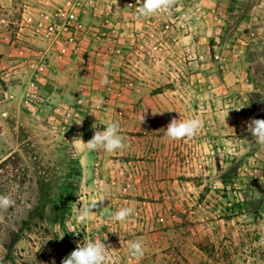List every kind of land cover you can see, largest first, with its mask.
<instances>
[{"label": "rangeland", "instance_id": "374dc122", "mask_svg": "<svg viewBox=\"0 0 264 264\" xmlns=\"http://www.w3.org/2000/svg\"><path fill=\"white\" fill-rule=\"evenodd\" d=\"M61 1L0 0V195L14 200L0 210V264H61L104 234V264H264V147L246 131L264 120V0H173L152 16L171 24L157 36L165 49L116 53L100 38L103 55L84 57L88 80L57 99L60 59L46 53L37 72L47 42L36 23ZM190 118L201 122L193 137L166 138L172 119ZM112 122L126 147L86 150ZM131 240L142 257L128 254Z\"/></svg>", "mask_w": 264, "mask_h": 264}, {"label": "built area", "instance_id": "2783aa9c", "mask_svg": "<svg viewBox=\"0 0 264 264\" xmlns=\"http://www.w3.org/2000/svg\"><path fill=\"white\" fill-rule=\"evenodd\" d=\"M120 2L126 9V14L121 20L114 16L112 0H62L60 4L42 11L36 23V31L47 42V48L40 57L44 58L43 62H39L35 67L37 72L43 71L47 65L46 53L59 59L72 58L83 49L93 33L99 38L109 37L116 42L113 47L116 53L124 48L139 53L165 49V42L157 36H168L171 24L163 19L161 26L157 28L152 16L138 15L136 8L139 0ZM89 16L101 19L100 25L93 27V33L85 29L82 23V20ZM132 80L127 82L129 86H132ZM30 86L34 87L33 81Z\"/></svg>", "mask_w": 264, "mask_h": 264}, {"label": "clouds", "instance_id": "9594fccd", "mask_svg": "<svg viewBox=\"0 0 264 264\" xmlns=\"http://www.w3.org/2000/svg\"><path fill=\"white\" fill-rule=\"evenodd\" d=\"M172 3L173 0H142V2L139 0L136 12L140 16L163 14L170 11ZM100 83H107L105 74H102ZM143 119L144 117L142 115L141 121H143ZM200 126L201 122L198 118L184 120L172 119L165 130V136L170 141L191 138L197 133ZM246 131L251 134V140L254 143L264 147V120H251L246 124ZM82 144L85 149L90 152L104 151L112 153L126 147L124 138L119 134V124L117 122L107 124V126L103 127V130H96L92 138L86 143L82 142ZM98 201L103 202L104 200L101 198ZM13 205L14 200L10 195H0V210H7ZM95 206L96 204L79 207L75 219L79 222L85 221L89 217L91 209ZM133 212L134 209L131 206L121 207L112 214L111 220L113 222L124 221L129 218ZM62 237L63 235H61L60 238ZM106 239L107 237L104 234L102 238L89 239L87 242L83 240L82 243L77 244L75 250L61 261V264H104L108 247L102 241ZM128 254L132 258L142 257L144 254L142 243L139 240L129 241Z\"/></svg>", "mask_w": 264, "mask_h": 264}, {"label": "crops", "instance_id": "0c3cea01", "mask_svg": "<svg viewBox=\"0 0 264 264\" xmlns=\"http://www.w3.org/2000/svg\"><path fill=\"white\" fill-rule=\"evenodd\" d=\"M100 18H93V19H87L85 17L82 20L83 26L85 29L89 30L90 32H94L93 27H97L99 24ZM99 37L95 41L93 38H90L86 41V46L84 50H87L83 52V49L81 50L83 53L79 54L78 52L72 59H60L57 60V62L54 64L55 66V73L52 77V84L55 89H53L52 96H55L57 99L59 98H66L68 94H70L73 91V87L71 86L75 85L76 83H79L81 81H87L89 77L88 73V63L84 60L85 55L87 54L89 57L92 55H103L100 52L93 51L95 50L94 45L99 42ZM100 43H103L102 40H100ZM80 55V56H79ZM86 59V58H85ZM66 84V85H65ZM62 98V99H63Z\"/></svg>", "mask_w": 264, "mask_h": 264}]
</instances>
